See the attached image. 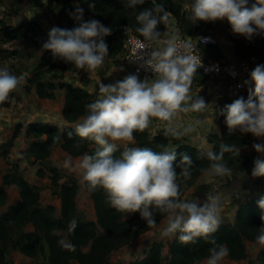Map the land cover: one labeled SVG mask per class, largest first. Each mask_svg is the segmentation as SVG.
<instances>
[{
  "label": "clouds",
  "instance_id": "9594fccd",
  "mask_svg": "<svg viewBox=\"0 0 264 264\" xmlns=\"http://www.w3.org/2000/svg\"><path fill=\"white\" fill-rule=\"evenodd\" d=\"M122 3L135 8L144 0H122ZM183 8L193 24L226 19L233 33L245 38L264 34V0H189ZM83 12V8L77 6L70 13L77 21L72 28L52 26L41 47L50 50L54 58L77 68L95 70L103 66L109 55L105 37L112 29L98 19H83ZM171 15L164 3L157 0H153L151 7L136 12L134 30L144 38L140 48L156 45L147 53V58L140 52L136 60L140 61V67L155 73V78L140 79L136 73H130L106 84L96 75L99 95L85 105L87 113L76 124L75 131L99 147L94 153H84L75 165L72 156H67L64 165L82 170V180L88 189L101 188L110 207L126 214L138 212L148 226L157 227L155 214L165 213L166 224L159 228L162 237L175 236L182 243L211 237L206 264H220L229 254L227 245L211 236L222 222L224 202L220 194L208 191L202 201L182 198V184L186 187L193 170L192 157L184 153L179 162L174 163L176 149L167 146L162 151L125 146L119 157L113 155L120 144L134 142V132L148 128L153 117L166 122L165 134L176 138L194 132L205 123L201 118L186 124L177 119L180 112H205L209 104L191 91L196 70L202 65L201 55L193 54L192 40L182 39L178 29L170 26ZM160 23L169 24L168 30L161 33L157 28ZM198 39L206 43L211 38ZM24 80V73L16 74L8 67H0V102L13 100L10 94ZM250 80L253 88L248 98L238 97L225 104L220 114L224 115L230 133H251L259 138L264 137V63L251 70ZM200 141L205 146L201 156L210 162L202 171L209 176L231 175L232 169L224 161V154L239 155L240 148L235 143L221 142L216 151L205 137L201 136ZM253 148L264 154V142L253 143ZM251 175L264 176V158L254 160ZM257 204L262 223L255 240L264 244V195ZM75 227L73 220L68 230L71 232ZM58 244L69 250L75 248L71 241L63 238Z\"/></svg>",
  "mask_w": 264,
  "mask_h": 264
},
{
  "label": "trees",
  "instance_id": "16d2710c",
  "mask_svg": "<svg viewBox=\"0 0 264 264\" xmlns=\"http://www.w3.org/2000/svg\"><path fill=\"white\" fill-rule=\"evenodd\" d=\"M74 0H49L48 9L50 11L59 10L67 16L75 9ZM153 0H144L143 4H138L135 8L125 7L122 0H77L78 6L83 8V19H98L104 25L111 27L112 31L105 37L108 44V57L114 58L123 50L124 30L129 27L134 32L136 25V12L144 8L152 6ZM163 2L165 8L171 12V16L177 19L178 26L182 32L187 35H194L198 31V22L194 23L187 18V11L183 8V4L189 0H157ZM70 26L63 28H72L77 21L71 16ZM170 19V18H169ZM226 27L231 34L228 40L232 42L235 51L238 55L244 57L255 56L259 58V64L264 63V37L254 34L250 39L243 35L233 33L231 26L225 19ZM158 30L163 33L167 30L166 23L157 25ZM37 27L32 28L27 24L21 23L18 25H10L6 19L0 17V42L8 44L20 38L28 36L29 30L33 31L34 37L38 36ZM138 36L141 34L135 32ZM204 34V33H202ZM143 38V37H142ZM43 44V43H42ZM36 47H40V42L35 38ZM204 52L213 58H220V49L215 46H203ZM5 50H1L3 52ZM17 54V52H13ZM60 68L62 73L75 71L76 66L72 63L65 62L59 58H54L50 50H45L38 63L36 73L29 79L32 85H35V90L40 98L54 99L55 91L58 88L65 89V102L62 110L64 119L70 123H74L81 119L87 113L85 105L97 98L83 87L74 86L66 81L56 83L54 80H47L46 75ZM55 75V78L60 80L64 76ZM205 79L202 77L200 83ZM253 85L246 90L244 99L248 98ZM28 90L32 87L28 86ZM255 99V97H254ZM232 102V101H231ZM226 102L225 104L231 103ZM220 135L212 133L208 136V142L213 144V148L219 151L221 142L235 143L237 146H245L253 143L258 137H254L251 133H241L239 131L229 132L228 126L225 123L224 115H220ZM23 124H19L16 133L12 139L15 140L21 134ZM28 135L36 138L31 143L26 152V157L35 160H46L52 151V148L61 146V148L74 157L83 156L84 153H94L98 149V145L88 138L80 137L75 127H67L61 129L58 125L50 123H28L26 125ZM134 146L149 147L155 151L164 150L165 146L175 148L177 153L178 163L182 154L187 153L193 159L191 178L186 181V187L182 184V197L191 189L194 182L205 174L202 169L207 168L210 162L201 156L204 151L199 147L190 143L183 142V138L173 137L171 134H165V130L152 134L146 128L143 131H135ZM59 137V139H56ZM122 148H117L113 154L119 157ZM258 157L257 153L251 155H232L228 152L224 154V161L233 163L238 160L245 172L252 170L254 160ZM180 170L177 164V171ZM53 184L59 188L61 197V219L53 217L55 208L52 205L43 208L40 205V192L23 176L17 174H6L4 176V185L15 184L20 194V200L12 206L11 214L0 219V264L7 263V252L5 246L12 240L15 234L14 228L9 224L14 221L17 225H25L31 223L34 231L18 230V240L15 246L24 254L35 257L44 250V241H46L50 250L49 261L51 264H107L111 253L136 240L142 234L156 227L148 226L146 222L139 216L138 212H133L131 217H127L128 213L118 211L110 207L105 192L97 187L90 191L94 200V205L97 213V221L84 220L78 212L77 194L79 184L75 179H70L69 182L60 183L61 174L56 167H52ZM42 172V171H40ZM255 183L260 186L261 194L256 196L246 203L242 204L237 211L236 218L233 224L221 223L218 230L211 234L219 242H224L229 248L228 256L235 260L246 258V241H255V236L258 232V227L262 223L260 219V208L257 201L261 195H264V176L256 177ZM204 188L203 186L199 187ZM8 197L4 186L0 187V201H6ZM126 217V218H125ZM166 217L165 213L157 212L155 218L157 226ZM76 221V227L73 231H69V223ZM99 227L103 232L99 231ZM66 233L67 240L71 241L75 248L69 250L58 244V240L63 238L58 231ZM64 239V238H63ZM210 239L197 238L195 242L182 243L176 237L169 246L170 262L169 264H194L195 262L206 258L209 253ZM163 243L154 242L152 247L145 252V257L141 260H136L130 264H162L163 261ZM84 247H89L88 251ZM249 264H264V248L261 250L257 260H252Z\"/></svg>",
  "mask_w": 264,
  "mask_h": 264
},
{
  "label": "rangeland",
  "instance_id": "374dc122",
  "mask_svg": "<svg viewBox=\"0 0 264 264\" xmlns=\"http://www.w3.org/2000/svg\"><path fill=\"white\" fill-rule=\"evenodd\" d=\"M40 2L41 0H0V17L6 19L9 23H12L10 25H18L16 24V20H19L20 24L24 23L32 28L37 26L39 28L37 29V34H39L37 37H34L33 31L29 30L28 36L24 38H20L8 44H2L0 42V49L5 50L0 52V67H8L10 71L16 74H25V80L23 83L16 91L10 94L14 99L11 101L0 102V187L4 186L8 194L6 201H0V219L4 220L6 215H10L12 206L20 200V194L15 184L4 185V176L6 174H17L26 178L36 190L40 192V205L43 208H46L49 205L54 206L55 211L53 217L55 219H61L62 201L59 195V188L53 184V173L50 171L52 167H56L61 174L60 183H66L69 182L70 179H75L79 184L76 198L79 215L84 220L97 221L94 200L86 182L82 180V170L75 167H66L64 165L66 157L70 155L68 152L64 151L59 145L52 148L51 154L46 160L40 161L26 157V152L31 143L36 140L35 137L27 134L26 125L28 123L50 122L53 125H58L63 130L70 126L75 127L82 119L81 118L74 123H67V121L63 120L62 110L65 102V98L63 97L65 96V89L58 88L56 93L60 97H55L54 100H39L34 92L35 85H32L29 82V79L36 73L35 70L37 69L43 53L42 48L36 47L35 38L38 39L41 46L44 35L38 22L31 20L34 16L27 14V12H29L27 10L29 8L31 10L39 8L41 6H38L41 4ZM51 13L55 17L57 24L64 25L68 23L69 27V16L64 12L55 11ZM33 14L36 15V17L40 16L35 12H33ZM27 17H29V20H27ZM223 20L224 19L207 22L199 21L197 25L199 29L195 34L215 33L221 38V41L227 40L228 33L225 30ZM13 52H17V54H13ZM62 74L61 69L57 68L54 72L48 73L45 79L54 80L56 83H59L60 81L69 82L70 78L73 77V71H69L63 74L64 77L62 79L58 80L55 78V75L60 76ZM72 83L78 84L76 80L72 81ZM108 83L111 82L109 81ZM28 86H31L32 89L28 90ZM219 86L222 87L223 85ZM209 87L211 88L212 86L210 85ZM178 119L183 121L182 116ZM187 123H189V121ZM19 124H23L24 127L21 129L20 136L12 141ZM199 130H202V127H198L194 132L182 136L183 142L191 143L192 141H195L199 143ZM208 133L206 134L207 138L214 132L208 131ZM255 142H264V137L257 138L253 141V143ZM134 143L135 142H132L131 144L122 143L118 148L123 149L125 146L134 147ZM253 143L245 146H237L240 148L239 156L242 157L244 155L257 153L259 158H264V154L255 151ZM200 144V149L205 150V146L202 143ZM81 157L82 156H72L73 165H75L78 162V158ZM225 162L227 166L232 169L231 175L209 176L205 173L194 182L191 189L182 198H199L202 201L205 197V193L208 191L219 193L224 202V207L221 211V223L233 224L240 206L250 199L259 196L261 190L260 186L255 183L256 177L251 175L252 170L245 172L243 166L238 160L233 163ZM200 186H203L204 188L200 189ZM131 215L132 213H128L127 217H131ZM9 224L14 228L15 234L12 236V240L5 246L8 264H51L49 261L50 250L46 241H44V250L35 257L22 253L15 246V243L18 240L17 234L19 229L29 232L34 231V227L31 223L19 225L18 227L14 221H10ZM165 224L166 217L156 228L145 232L136 240L114 250L109 257L107 264H130L133 261L141 260L145 257V252L152 247L154 242L163 243L164 246L162 253L164 258L162 264H169V246L175 236L162 237L160 235L159 228ZM99 231L103 232V229L99 227ZM58 233L67 240L65 232L59 230ZM263 248L264 244H260L256 242V240H247L246 258L235 260L227 256L220 262V264H249L250 261L258 259ZM84 250L88 251L89 247H84ZM206 258H203L194 264H206Z\"/></svg>",
  "mask_w": 264,
  "mask_h": 264
},
{
  "label": "crops",
  "instance_id": "0c3cea01",
  "mask_svg": "<svg viewBox=\"0 0 264 264\" xmlns=\"http://www.w3.org/2000/svg\"><path fill=\"white\" fill-rule=\"evenodd\" d=\"M48 1L49 0H41V2H40L41 4L38 5V6H40V5L41 6L39 8H36L37 9V10L35 9L36 11L31 10L30 8L27 10V11H29V12H27V14H31L34 16L33 19H31V20L38 22L39 26L41 27L43 35H44L43 42L47 39L48 31L52 26L55 25V26H59L62 28L65 26H68V23H66L64 25H61V24L59 25L56 23L55 17L53 16V14L51 12H55V11L60 12V11L59 10L50 11L48 9ZM73 3L75 4V8H76L78 6L77 0H74ZM33 12L37 13L40 16L36 17V15H34ZM70 17L71 16L68 17V20L71 23ZM27 20H29V17H27ZM19 22H20L19 20H16V24H20ZM169 22L171 23V25L173 27H178L177 19L174 18L173 16L170 17ZM223 22L225 25V30L229 36L231 34V32L226 27L225 19L223 20ZM9 24H12V23H9ZM260 35H262L264 37V34H260ZM218 48L220 49V53H221L220 58L225 57L230 62H233V63L237 62L238 54L236 53L232 42H230L228 40V37H227V40L221 41V46ZM43 50L45 51V49H43ZM43 50H42V52L44 53ZM130 73L131 72L129 71V69L118 60L117 56L114 58H110L107 56L105 58V62L103 64V66L98 68V69L85 70V69H81V68L76 67L75 71H73V77L70 78V80L73 79L74 77H76V80H78L76 82H78V84H73L70 81L68 83H71L74 86L83 87L85 90L89 91L91 94L98 96L99 92H98V85H97V82L95 79L96 75H98L100 77L102 82L108 83L110 81L112 83V82H115L116 80L122 79L124 76H126ZM102 78H104L105 80ZM218 84L223 85L222 86L223 89ZM210 85L212 86L211 88L209 87ZM252 85L253 84L251 82V84H249V86H252ZM191 91L194 93V95L198 94L199 96L204 97L206 103L209 104L207 111L202 112V113L187 112L186 115L184 117H182L183 121H180L178 119L180 115H178L177 119L181 123H185V124L188 121H189V123L193 122L196 118H201L205 121L204 125L201 126L202 130H199V135H198L199 143H197L195 141H192L190 143L192 145L197 144L195 146L199 147L201 145L200 144L201 143V141H200L201 136L205 137L208 140L207 135H206L208 133V131L214 132V133L220 135V124H221L220 123V115H221L220 109L223 108V106L225 105L226 102H231L238 97L244 98L246 91L236 90L234 87H232L227 82V79H222V80L215 81V82L203 81L200 86L192 88ZM34 92H35L36 97L39 100L40 99L41 100H44V99L45 100H54V99H48V98H40L37 95L36 90H34ZM56 92H57V90L55 91L56 97H60L59 95H57ZM64 95H65V92H64ZM63 97L65 98V96H63ZM60 101H61V98H60ZM61 110H62V108H61ZM63 120H65V119H63ZM163 122L164 121H161L158 118L153 117L152 123L149 125V127L147 129L150 131V133L156 134V133L165 129L164 124H166V123L165 122L163 123ZM48 123H50V122H48ZM67 123H68V121H67ZM50 124H52V123H50ZM199 148H201V147H199Z\"/></svg>",
  "mask_w": 264,
  "mask_h": 264
},
{
  "label": "built area",
  "instance_id": "2783aa9c",
  "mask_svg": "<svg viewBox=\"0 0 264 264\" xmlns=\"http://www.w3.org/2000/svg\"><path fill=\"white\" fill-rule=\"evenodd\" d=\"M170 23V22H169ZM178 29L181 38H187L192 40L193 48L192 52L194 55H201L202 65L197 68L196 76H194L191 90L194 87L200 86V79L203 77L207 82H215L222 79H227V82L234 87L238 91H246L249 84H251L250 80V72L251 70L259 64V58L255 56L244 57L238 55L237 62L233 63L228 61L225 57L223 58H213L207 55L202 49L203 46H215L220 47L221 41L217 34L214 33H204V34H194L187 35L182 32L181 28L173 27ZM169 28V24H167V30ZM129 27L123 28L124 32V42H123V50L117 56L118 60L125 65L131 73H136L140 79H152L155 78V73H153L150 69H145L140 67V61L136 60L137 55L140 52L145 54V58H147V53L151 51L153 47L156 45L149 44L147 48L141 49L140 43L144 41V38L138 36L132 29L129 31ZM166 30V31H167ZM208 36L210 37V41L201 42L198 38ZM207 69V70H206ZM235 72V75H232V72ZM76 78L70 80L75 81ZM78 81V80H76ZM245 81H248L245 83ZM192 94H194L192 92ZM179 117H183L186 115L185 112H180ZM157 134V133H156Z\"/></svg>",
  "mask_w": 264,
  "mask_h": 264
},
{
  "label": "water",
  "instance_id": "95a60500",
  "mask_svg": "<svg viewBox=\"0 0 264 264\" xmlns=\"http://www.w3.org/2000/svg\"><path fill=\"white\" fill-rule=\"evenodd\" d=\"M245 95H246V94H245ZM245 95H244V96H245Z\"/></svg>",
  "mask_w": 264,
  "mask_h": 264
}]
</instances>
